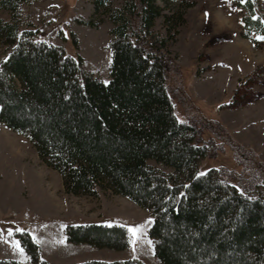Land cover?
Returning a JSON list of instances; mask_svg holds the SVG:
<instances>
[{
	"label": "trees",
	"instance_id": "obj_1",
	"mask_svg": "<svg viewBox=\"0 0 264 264\" xmlns=\"http://www.w3.org/2000/svg\"><path fill=\"white\" fill-rule=\"evenodd\" d=\"M0 0V123L27 136L40 160L57 171L68 194H97L109 188L150 212L149 235L163 264H264V200L251 198L264 185V163L232 139L217 120H204L191 98H179L197 112L181 121L174 112L168 79L181 73L166 42L176 40L185 12L195 0H91L93 14L113 21L110 78L103 82L83 67L81 54L39 38V28L21 27V5ZM174 4V5H172ZM238 5L242 36L264 34L250 0ZM163 18V31H154ZM97 26L99 20L79 19ZM171 24V25H169ZM76 42V40H74ZM238 88L235 93L237 94ZM236 101H244L236 99ZM213 134L207 141L204 130ZM228 143L244 175L225 168L198 173V164ZM153 160L169 171L148 163ZM237 180L238 183H234ZM67 240L124 249V227L100 223L67 226ZM31 264H49L39 245L22 237ZM0 264H23L0 259ZM78 264H144L126 259Z\"/></svg>",
	"mask_w": 264,
	"mask_h": 264
},
{
	"label": "rangeland",
	"instance_id": "obj_2",
	"mask_svg": "<svg viewBox=\"0 0 264 264\" xmlns=\"http://www.w3.org/2000/svg\"><path fill=\"white\" fill-rule=\"evenodd\" d=\"M244 1L195 0L186 8L177 39L166 42L181 69L179 75L170 73L169 95L179 120L198 118L196 107L204 120L221 122L233 140L264 163V34L242 36L241 17L248 10L238 2ZM250 1L251 14L264 23V0ZM0 17L8 19L9 13L0 9ZM89 18L100 22H79ZM27 22L39 28L40 39L62 47L67 55L81 54L86 71L109 81L113 21L102 12L93 14L91 0H30L21 5V27ZM162 24L163 18H156L153 29L158 34ZM4 53L0 44V59ZM179 90L189 95L194 107L180 100ZM212 135L204 130L206 141ZM217 144L221 149L199 162L198 173L225 168L244 175L232 147L220 140ZM148 163L170 170L153 160ZM250 197L264 200V185ZM152 219L149 211L109 188H99L94 196L66 193L60 174L40 160L31 140L0 123V259L31 264L21 241L27 237L39 245L41 258L49 264L126 259L163 264L149 235ZM88 223L124 227L127 246L115 250L67 240V226Z\"/></svg>",
	"mask_w": 264,
	"mask_h": 264
},
{
	"label": "snow or ice",
	"instance_id": "obj_3",
	"mask_svg": "<svg viewBox=\"0 0 264 264\" xmlns=\"http://www.w3.org/2000/svg\"><path fill=\"white\" fill-rule=\"evenodd\" d=\"M242 2H243V0H242ZM260 39H264V37H260Z\"/></svg>",
	"mask_w": 264,
	"mask_h": 264
}]
</instances>
